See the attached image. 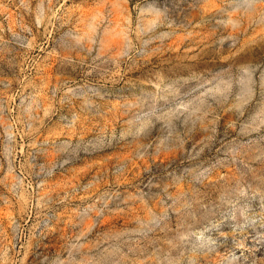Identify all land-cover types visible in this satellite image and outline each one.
Segmentation results:
<instances>
[{"label": "rangeland", "instance_id": "374dc122", "mask_svg": "<svg viewBox=\"0 0 264 264\" xmlns=\"http://www.w3.org/2000/svg\"><path fill=\"white\" fill-rule=\"evenodd\" d=\"M0 264H264V0H0Z\"/></svg>", "mask_w": 264, "mask_h": 264}]
</instances>
